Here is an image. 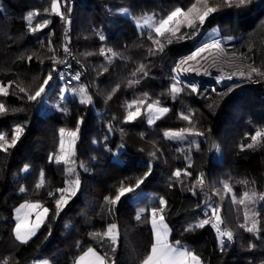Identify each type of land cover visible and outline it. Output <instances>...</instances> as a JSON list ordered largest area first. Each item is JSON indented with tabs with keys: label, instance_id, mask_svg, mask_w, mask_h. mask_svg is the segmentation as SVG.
<instances>
[{
	"label": "trees",
	"instance_id": "trees-1",
	"mask_svg": "<svg viewBox=\"0 0 264 264\" xmlns=\"http://www.w3.org/2000/svg\"><path fill=\"white\" fill-rule=\"evenodd\" d=\"M184 1L67 0L65 4V0H61V11L66 18L71 16L69 45L85 67L80 79L70 85L76 86V89L82 85L87 86L93 97V104L81 105L79 97H70L67 101H59L60 107L69 109L70 115L56 109L41 114L38 99L29 101L18 97L8 107L19 111L0 115V131L8 136L14 125H23L25 129L14 148L7 153L0 152V261L6 259L9 264H32L33 261L46 259L51 264H74L79 253L93 247L101 255L107 253L109 261L114 260L115 264H139L150 251L153 242L148 220L151 207L158 205V200L154 198L164 197L168 202L164 213L165 222L173 236L180 235L189 224L204 218V192L198 189L197 194L193 195L188 190L200 173L205 174V191L209 195H212V185L220 187L218 181H228L231 184L237 201L245 192L251 194L255 191L258 196L264 195V145L251 149L245 147L244 150L240 148L241 144L251 143L250 136L264 126V78L261 77L260 83L256 85L246 81L234 82L217 93L210 92L201 97H190V92L186 89L175 100L169 94L171 85L168 80L172 66L179 56L216 37L208 33L210 22L219 27V37L231 38L225 42L230 50L246 54L250 61L264 71V0H250L239 8L222 6L205 22L195 39L166 45L164 52L150 56L148 49L152 43L147 38L148 31L145 29L142 35L134 18L149 13L160 18L174 5L183 4ZM50 7V0H0L1 83L13 82L19 75L39 80L37 65L52 62L49 57L53 53L40 47L38 41L48 38L49 29L54 20L58 19L54 49L61 56L65 43L64 21L52 14ZM68 7L71 8L70 13L66 10ZM121 8L129 9L130 15L121 14ZM45 9L49 11L45 12ZM29 11L39 12V15L34 16L32 26L44 20H50L51 23L35 33L30 32L24 19ZM97 33H102L106 39L100 40ZM101 48H111L121 56L108 64L105 57L100 55ZM87 53L92 55H86ZM29 55H33L32 61L36 64L27 65ZM141 64L146 66L147 76H142L138 84L129 87L127 82L133 78L131 74ZM52 83L54 84L53 81ZM117 84L120 85L119 90L105 103L107 95ZM120 89H123L122 99L126 102L142 97L147 92L153 100L159 99L163 106L168 107L169 113L158 120V123L176 121L175 115L184 110L185 104L193 107L202 118V123L197 122V128L203 135L195 136V141L201 142L199 150L195 145H190L191 139L189 142H181L165 139L153 132L147 126L143 114L133 122H121L117 118L113 120L116 110L111 102ZM221 93L225 94L221 96ZM7 98L0 96V101L5 102ZM71 114L84 118L77 143L83 140L84 151L88 156L84 165L89 171L85 172L79 167V152L75 149L76 173L79 174L81 188L56 217L55 202L49 197V192L64 188L66 180L72 177L66 175L63 164L50 162L49 155L57 153L58 130L68 126ZM109 123L113 128L111 132L108 131ZM33 126L39 133L32 135V138L29 135ZM123 129L140 139L143 133V138L150 137L149 142H159L169 150L164 153L166 160L156 161L149 155V151L143 152L133 147L122 134ZM105 136L108 137L107 140L104 139ZM117 143H121L122 149L114 152L113 148ZM214 143L221 148L227 159L225 165L212 159ZM150 146L153 144H149ZM187 155L191 158L192 167L189 172L192 175L183 177L181 183L172 177V173L177 168L187 167ZM144 160L152 162L153 171L145 183L156 190V196L149 204H143L147 210L141 220L120 214L122 207L128 204V194L110 213L105 199L92 195L95 181L99 180L102 187L107 189L121 181L127 184L132 172L144 166ZM254 160H258L261 166L254 170L248 169L246 162ZM25 165L30 166L28 171H22ZM41 170L45 174V185L37 189ZM21 187L25 191L17 192ZM223 196L225 198L219 204L221 218L225 221L222 227L226 226L233 232L231 241L225 238L223 250L211 225L181 237L180 242L196 252L203 264H264V201L257 200L258 206L255 207L260 213L259 233H249L239 227L244 223L245 207L233 203L232 194ZM36 200L49 208L48 218L27 244H20L13 235V207L23 201ZM78 200L81 201V208L70 218L68 229L58 230V222ZM213 201L218 206L217 196H213ZM112 223L117 224L120 231L115 253L111 251L108 238L91 235L103 233L105 227ZM53 238L55 240L52 242Z\"/></svg>",
	"mask_w": 264,
	"mask_h": 264
},
{
	"label": "snow or ice",
	"instance_id": "snow-or-ice-1",
	"mask_svg": "<svg viewBox=\"0 0 264 264\" xmlns=\"http://www.w3.org/2000/svg\"><path fill=\"white\" fill-rule=\"evenodd\" d=\"M250 0H222L221 3H213L211 0H194L186 9L180 6L173 8L166 16H162L159 19H156L155 15H144L135 20L137 28L140 30L143 35L144 30L148 31V40L151 41L152 46L149 47L148 53L150 56L157 55L164 52L166 45L173 43H180L182 41L195 39L199 35L200 29L204 26L206 21H209V18L213 16L214 13L218 12L222 6L225 7H241L249 3ZM67 0H65V4ZM61 0H51L50 11L52 14L59 16L62 21L65 23V43L63 45V52L66 55H71V50L68 47L67 41V31L68 25L71 23L70 19L66 18L64 13L61 11ZM67 12H71V8H66ZM49 9H45V12H48ZM121 14L130 15L129 9L122 8L119 10ZM39 15L38 11H29L24 17L27 26L30 32H37L40 29L46 28L51 21L44 20L42 23L37 24L35 27L32 26L34 16ZM182 29H187L188 31H182ZM153 33L155 34L153 36ZM100 40H105V36L102 33H97ZM231 39V38H229ZM163 40V42H162ZM41 47L44 46L43 41H38ZM215 49L216 52H212ZM48 51L53 53L49 59L53 63V68L43 79V83L40 84L39 88L34 92V94L29 93V91L20 84H15V89L18 93H22L21 99L26 98L29 101H35L38 98H41L42 102L46 99L47 91L51 87L50 82L54 81L56 77L60 80H64L66 75L72 76L73 79L79 80L81 73L76 72L72 75L71 72H61L56 68V65L63 64L67 69H71V65L67 60H60L57 58L55 49L52 47L51 36L48 38ZM251 51V49H249ZM208 53V55H203ZM34 55V54H33ZM33 55L27 56V60L31 62ZM86 55H92V53H87ZM100 55L105 57V60L108 64H111L113 59L120 57L121 54L114 51L111 48H101ZM200 58L198 60L197 58ZM122 58V57H121ZM242 59H248L247 55L244 53L237 54L233 51L231 54L222 46V41L218 38H212L211 42H205L198 46L195 51H193L189 56L181 59L173 68L175 75L171 77L172 84L169 88V94L172 96V99L175 100L182 92H185L186 89H190V93H198L199 86L198 83L189 82L184 84L180 78V73H195L197 75L203 74L205 76H212V72L209 70L213 67L217 69V75L213 78L217 84L225 80H232L234 76L247 77L251 79L253 74L257 77L264 78V71L260 68L255 67L251 64L248 65L249 71L246 73L242 70V66L239 64V61ZM195 62V63H192ZM43 63V61H41ZM79 63V62H78ZM223 65H228L229 67H235L237 70L231 73H225ZM104 71H107V67L104 68ZM55 73V76H54ZM146 66L141 64L131 75L132 79L128 80V86L132 87L140 82L142 76H147ZM14 82L10 81L7 85L0 83V96L8 97L12 93L10 89L13 88ZM180 85H183L182 87ZM120 85L117 84L115 88L107 95L105 103L108 100H111L112 96L116 91L119 90ZM66 90H61L59 99L61 101H67L68 96L65 95ZM215 91V89H212ZM229 91H231V86H229ZM221 93L220 95H224ZM71 95L73 98L79 97V103L81 105H92L93 97L88 92L87 86H80L78 89H72ZM59 110L65 114L68 113L66 107H60ZM211 108L212 105H209ZM134 109V110H133ZM143 109V113H142ZM9 111L16 112L19 109L9 107L3 102L0 101V115H5ZM170 109L161 104L159 99L153 100L147 92L143 93L142 97L134 98L130 102H126L125 106V116L124 121L126 123L135 121L140 115L146 114L147 123L149 126L155 124L157 120L162 119L165 115L169 113ZM194 111L192 109L182 110L178 116L179 119L186 121L190 127L181 128L179 130H166L163 133L165 139H175V140H184L188 135L191 136H202L203 133L195 130L196 126L193 123ZM83 117L77 119V124L75 129H68L61 127L59 129V147L58 154L52 153L49 155V161L54 162L57 165L63 164L65 166V173L69 177H72L66 180V187L57 189L56 192H49V197L54 199L55 202V216L58 217L64 208L68 205L72 197H74L81 188V180L79 174L76 173V161L75 157V146L76 142L79 139L80 126L83 123ZM116 119L115 116L112 118ZM24 126L17 124L12 129L11 139H8V135L5 132L0 131V152L7 153L9 149L14 148L17 142L20 140L21 136L24 134ZM113 130L111 123L108 125V131ZM123 132V130H121ZM143 138V133H141ZM105 140L108 139L107 136L104 137ZM251 143L247 145L241 144V150H244L245 147L251 149L257 146L264 145V129H258L255 131L254 135L250 136ZM96 143V141H93ZM190 145H195L196 149L199 150V143L195 140L190 142ZM107 147V145H106ZM122 147V145H121ZM153 151L149 155L153 158H157V153L160 152V149L156 147L155 142H153ZM189 148V152H190ZM219 151L218 148H216ZM143 151V149H141ZM183 151V149H179ZM187 160V167L182 170L177 168L173 173L172 177L183 182V177L191 176V172L187 171V168L192 167V162L190 155L185 156ZM29 165H25L22 171H28ZM79 167L83 168L85 172L89 169L81 162ZM153 167L152 162H148L147 170L144 172L143 176L138 177L135 181V184H125L124 181H121L120 186L116 189V194L114 196H105V202L109 205V212L112 213L116 205H118L123 197L129 193H134L137 189L141 187L142 184L148 179L152 174ZM220 187L212 185L210 191L212 195H209L205 191L206 178L204 173H200L192 186L188 189L192 192L193 195L197 194L199 189L201 192H204L205 199L203 201V217L202 219H197L194 223L189 224L184 232H193L196 229L204 228L206 225H211L217 233L218 241L221 245V250H223L225 238L228 241L233 239V232L229 230L226 226L222 227L225 224V221L221 218L220 209L213 201V196H221L223 199L224 195L232 194L233 203H238L245 207L244 212V223L240 224L239 227L244 229L249 233H259L260 230V220H259V211L253 209H248V204H255L257 200L264 201V195H257L255 191H252L251 194L245 192L237 201L236 195L233 193L231 184L228 181H218ZM45 185V174L43 170L40 172L39 181L36 184V188H42ZM21 192H24L23 187L20 188ZM57 192L59 196L57 197ZM158 200V205L152 206L150 210V223L153 233V242L150 247L148 254L139 262V264H203L201 257L196 254L193 250L188 248L186 245H183L179 240L174 242L169 241V236L171 229H169L167 223L165 222V210L168 207V202L164 197L154 198ZM197 207H201L197 205ZM22 209H30L35 212V220L31 221L27 219V215L21 218ZM147 209L140 208L136 214V220L140 221ZM16 224L13 228V235L17 242L20 244H27L33 236L36 235L37 231L45 223L49 215V208L45 207L43 203L39 200L34 202H26L22 204L19 208L15 210ZM69 227V225H65ZM51 233H49L50 235ZM93 237H106L111 242V251L115 253L116 247L120 240V231L117 224L112 223L108 225L106 231L103 233H93ZM0 264H9L8 260L0 261ZM42 264H49L48 261H43ZM74 264H115V261H109L107 253L101 255L93 247H88L86 251H83L79 255Z\"/></svg>",
	"mask_w": 264,
	"mask_h": 264
},
{
	"label": "rangeland",
	"instance_id": "rangeland-1",
	"mask_svg": "<svg viewBox=\"0 0 264 264\" xmlns=\"http://www.w3.org/2000/svg\"><path fill=\"white\" fill-rule=\"evenodd\" d=\"M51 1V0H50ZM194 2V0H185L183 4H176L174 5L173 8H175L176 6H180V7H183V8H187L188 6H190V4ZM211 2L213 3H221L222 4V0H211ZM172 8V9H173ZM122 9V8H121ZM172 9L168 10V12H170ZM168 13H166L164 16H166ZM144 15H153V14H144ZM144 15H137L134 20L144 16ZM69 17H71L69 15ZM67 17V18H69ZM156 17V16H155ZM156 19H159V17H156ZM71 20V19H70ZM58 22H59V19L58 20H54L53 22V25L54 26V29L51 31V40H52V47L55 48V43H56V30L57 29V26H58ZM39 23H42V21L38 22L37 24ZM37 24H35L33 27H35ZM209 27H210V30L208 31V33L213 36H216L214 38H218L222 41V46L224 48H226L227 51H229L231 54L234 50H230L227 46V42L230 41L228 38H221L219 37L220 36V29L217 25L213 24L212 22H210L209 24ZM55 31V33H54ZM68 32V31H67ZM64 33H65V28H64ZM69 33V32H68ZM67 33V34H68ZM50 34V32H49ZM226 42V43H225ZM68 47L73 51V49L70 47V45L68 44ZM44 50H48V45L46 46V48H43ZM74 52V51H73ZM237 54H239L237 51H235ZM57 58L59 59L60 58V53L59 55H57ZM248 60V59H247ZM243 65H242V68L244 67V65L246 64L244 61L245 60H240ZM253 63V62H252ZM51 64V67L53 68V63L50 62ZM49 64V65H50ZM176 62L173 64L172 66V69L174 68ZM254 64V63H253ZM255 65V64H254ZM248 66V65H247ZM50 67V66H49ZM48 68L47 71H50ZM57 68V67H56ZM259 68V67H258ZM45 69H43L41 72H42V75L41 77L39 78V80H32V79H29V78H26V77H23L21 75L17 76L15 80H13L14 84H13V88L10 89V92L12 93L8 98L7 100L5 101V104L8 106L10 104L11 101H13L14 99L18 98L19 95L23 96L22 93H18L17 90L15 89V84H20L21 82L22 83V86H24L28 91L29 93H32L34 94V92L39 88L40 84L43 83V79L47 76L46 72H45ZM172 71V70H171ZM40 73V72H39ZM174 72L172 71L171 72V76L168 77V80L170 82V85L172 84V79L171 77L173 75H175V73L173 74ZM46 74V75H45ZM40 75V74H39ZM54 76H55V73H54ZM56 79V78H55ZM54 79V84L52 82H50L51 84V87L49 89H46L47 91V96H46V99L42 102L41 98H38V109H39V112L41 114H45V113H48L51 109H56V110H59V107H57L58 105L60 106L59 104V101L61 102V100L59 99V95H60V92L61 90H66L65 91V95L68 96V98L70 97H73L71 95V90L72 89H76V86L74 87L73 85H69V86H66L64 84H61V83H58L57 81H55ZM57 80V79H56ZM182 80V79H181ZM184 82V84L187 83V81L185 80H182ZM1 83V82H0ZM5 85H7L8 83H4ZM181 87L183 85H180ZM189 92H190V89H188ZM190 97L193 98L194 97H198L192 93H190L189 95ZM123 97V89H120L119 91V94L113 99V101L111 102V106L115 107V110H116V114H115V117L120 120L121 122H124V116L126 114L125 112V106H126V101H124L122 99ZM204 99V98H203ZM185 109H193V107L189 106V104H185L184 105V110ZM134 110V109H133ZM182 111V110H181ZM181 111H178L177 112V115L176 116V121L170 123V122H159L158 123V120L155 122V124L149 126L148 123H147V116L146 114H143L144 118H145V121H146V124L147 126H149L153 132H156L157 134H160L161 136H163V133L164 131L166 130H179L181 128H188L186 126H189L190 125L186 122V121H183L181 119H179V116L178 114L181 112ZM142 113H143V109H142ZM68 115H70L69 113V109H68ZM166 116V115H165ZM170 116V115H169ZM80 116H77V115H74V114H71V118H70V121H69V124L68 126L64 127V128H68V129H75L76 127V124H77V119L79 118ZM170 118V117H169ZM193 123L195 124L196 126V129L195 130H198L199 129L197 128V126H199V123H202V118L200 116V114H198L196 111H194V115H193ZM170 120V119H168ZM167 120V121H168ZM199 122V123H197ZM243 124V123H241ZM15 126V125H14ZM13 126V127H14ZM13 129V128H12ZM260 129H264V126H262ZM39 131L37 130L36 127L33 126L32 128V132L30 133L29 137H32V135H38ZM58 134H59V130H58ZM122 134L125 135L126 137V140L129 142V144H131L133 147H136L138 149H143V152H152L154 149H153V146H150L149 147V144H153V142H155V145L157 148L160 149V152L157 153V158H154V160L156 161H159L161 162L163 159L166 160V157H165V151H169L168 149L166 148H163L161 146V144L158 142L156 143V140H153L151 142H149V139L150 137H145V138H138L137 136H135L134 134H131V133H128V131H126L125 129H123V132ZM255 134V133H254ZM253 134V135H254ZM11 135H12V131H11V134L8 136V139L10 140L11 139ZM191 135H188L186 137V139L184 140H180L181 142H189L190 139L193 141L195 140V136L193 138H190ZM33 138V137H32ZM59 140H60V136H59ZM59 140H58V147H59ZM198 143H199V146L201 144V142L198 140ZM77 142H76V147L75 149H77V151L79 152L78 156H79V163H83L87 161V158L88 156L86 155L85 151H84V145H83V140L80 141V143L78 144L77 146ZM151 148V149H150ZM216 148L219 149V151L216 150ZM119 149H122L121 147V143H117L113 150L114 152H117ZM57 154H58V151H57ZM211 157L213 160L217 161L218 163H221V164H226L228 161L226 158H224L223 154H222V150L221 148L216 144L214 143L212 145V151H211ZM144 165L141 169L139 170H136V171H133L132 172V175H131V179L129 180L128 183H131V184H135V181L138 177H141L143 176L144 172L147 170V166H148V161L144 160L143 161V164ZM243 165H245L243 163ZM246 166L248 169H258L261 164L258 160H254V161H250V162H246ZM185 169V168H184ZM182 169V170H184ZM187 171H189V168H187ZM127 183V184H128ZM120 186V184H115L113 187L107 189L105 187H102V183L99 181V180H96V184H95V187L93 188L94 189V192L92 191V195L97 197V198H100L102 199L104 196H114L116 194V189ZM66 187V184L65 186ZM17 192H20V189L17 190ZM224 195V194H223ZM156 196V190L151 188L149 183H144L141 185V187L139 189H137L134 193H129L127 195V202L128 204L127 205H124V207H122V209L120 210V214L124 215V216H127L128 213H130L129 211L131 210H137L136 206H139L138 209L140 208H144V205H147L149 204V202H151V200ZM218 198V207H219V204H220V200H223L225 198V196H223V199H221V197L217 196ZM34 202V201H33ZM144 204V205H143ZM252 206H254V209L255 207L258 206V203L256 202L255 204H251L250 206H248V209H253ZM19 208V207H18ZM81 208V201H77V202H74L69 208L68 210L65 212V217L63 219H60V221L58 222L59 225H58V230L60 231H65L68 229V227H65V225H69V220L70 218L73 217L74 213L77 212L79 209ZM129 208H132V209H129ZM17 209V208H16ZM15 209V210H16ZM127 211H126V210ZM220 209V207H219ZM15 210L12 211L13 212V221H14V227H15V224H16V219H15V216H16V213H15ZM246 210V209H245ZM25 215H27V219L28 220H31V221H34L35 220V212H33L32 210L30 209H27V211L25 212L24 210L21 211V218L23 220V218L25 217ZM150 216V214H149ZM108 225L105 227V231L107 229ZM197 230V229H196ZM214 230V229H213ZM184 232H182L183 234ZM193 234V233H191ZM190 234V235H191ZM218 239V238H217ZM55 240V238L52 239V242ZM95 249V248H94ZM96 250V249H95Z\"/></svg>",
	"mask_w": 264,
	"mask_h": 264
},
{
	"label": "built area",
	"instance_id": "built-area-1",
	"mask_svg": "<svg viewBox=\"0 0 264 264\" xmlns=\"http://www.w3.org/2000/svg\"><path fill=\"white\" fill-rule=\"evenodd\" d=\"M68 19H71L70 17ZM64 28H65V23H64ZM70 31V24L68 25V32ZM67 32V33H68ZM206 42H211V40L206 41ZM205 43V42H204ZM200 46V45H198ZM197 46V47H198ZM195 47L193 50H191L190 52L180 56L177 61L176 64L184 57L187 55H190L193 51H195V49L197 48ZM226 49V48H225ZM71 50V49H70ZM229 52V51H228ZM230 53V52H229ZM60 60H67V62L71 65V69H67L65 67V65L63 64H58L57 69L61 72H71L72 75H74L76 72H82L85 70L84 64L81 62V60L78 58V56L71 50V55H66L63 52V46L61 49V56H60ZM245 60L244 62L246 63L244 65V67L242 68L243 71H245L246 73L249 71V68L247 65L251 64L255 67H257L256 65H254L252 63V61H250L249 59H243ZM79 62V63H78ZM175 64V65H176ZM239 64L242 66L243 63L241 61H239ZM224 67V72L225 73H231L233 71H236L237 69L235 67H229L228 65H223ZM175 67V66H174ZM212 72V76H205L203 74L197 75L195 73H180V78L182 80L187 81V83L192 82V83H198L199 86V92L198 93H193L194 95L201 97L204 96L207 93H217L219 92L222 88H224L227 85H230L234 82H238V81H246L250 84L256 85L259 84L261 81V77H257L255 74H253V77L251 79H248L247 77H240V76H234L232 80H225L223 82H221L220 84H217L216 81L214 80V76L217 75V69L213 68L211 70ZM174 74V73H173ZM56 81L58 83L64 84V85H70L72 83H74L75 81H78L76 79H73L72 76L66 75L64 80H60L58 77H56ZM186 83V84H187ZM212 89H215V91H212ZM215 230V229H214Z\"/></svg>",
	"mask_w": 264,
	"mask_h": 264
},
{
	"label": "crops",
	"instance_id": "crops-1",
	"mask_svg": "<svg viewBox=\"0 0 264 264\" xmlns=\"http://www.w3.org/2000/svg\"><path fill=\"white\" fill-rule=\"evenodd\" d=\"M43 22V21H42ZM54 29V26H52L50 29H49V32H50V34L49 35H51V31ZM56 30V29H55ZM54 33H55V31H54ZM49 35H48V38H49ZM56 35V34H55ZM48 38H46V39H44V40H42L43 42H44V46L42 47V48H46V46L48 45ZM40 46V45H39ZM41 47V46H40ZM34 64H36L35 62H33L32 60H31V62H29L28 60H27V65L28 66H31V65H34ZM50 64V63H49ZM49 64H45V65H43V64H38L37 66H38V68H39V72H40V77H41V75H42V70L43 69H45V67H46V69L48 70V68L47 67H49L50 69L49 70H52V67H51V64L49 65ZM45 69V72H46V74H48V72L49 71H47ZM45 74V75H46ZM17 79V78H16ZM4 84V83H3ZM10 96V95H9ZM8 96V97H9ZM18 97H21V95H19ZM5 103V102H4ZM95 184H96V181H95V183H94V187H95ZM93 187V188H94ZM93 192H94V189L92 190ZM103 198H105V196L103 197ZM26 202H33V201H23V202H20L19 204H17L16 206H14L13 207V211L16 209V208H18V207H20L22 204H25ZM138 207L139 206H136V208H137V210H131V211H129L130 213H128L127 214V216H129V217H132V218H136V214H137V211L139 210L138 209ZM129 209H132V208H129ZM27 211V209H22V211ZM126 210V209H125ZM33 211V210H32ZM127 211V210H126ZM34 212V211H33ZM12 215H13V212H12ZM149 223H150V216H149ZM150 225H151V223H150ZM14 228V227H13ZM170 229V228H169ZM194 232V231H193ZM193 232H184L183 234L181 233L180 235H178V236H173L172 235V233H170V236H169V241L170 242H174V241H176V240H179V241H181L180 240V238L181 237H185V236H187V235H190L191 233H193ZM152 237H153V233H152ZM184 245V244H183ZM87 249H85L84 251H86ZM97 251V250H96ZM83 252V251H82ZM82 252L81 253H79L77 256H76V258L79 256V255H81L82 254ZM98 252V251H97ZM75 258V259H76ZM43 261H47L46 259H40V260H36V261H33L32 262V264H42V262ZM75 261V260H74ZM49 262V261H48ZM49 264H51L50 262H49ZM230 264H233V263H230Z\"/></svg>",
	"mask_w": 264,
	"mask_h": 264
},
{
	"label": "bare ground",
	"instance_id": "bare-ground-1",
	"mask_svg": "<svg viewBox=\"0 0 264 264\" xmlns=\"http://www.w3.org/2000/svg\"><path fill=\"white\" fill-rule=\"evenodd\" d=\"M212 52H214V53H215V52H216V50H215V49H213V50H212ZM203 55H208V53H204ZM187 56H189V55H187ZM187 56H184L183 58H185V57H187ZM183 58H182V59H183ZM197 59H198V60H200V58H199V57H198ZM192 63H195V62H192ZM223 67H224V66H223ZM213 68H216V67H213ZM213 68H211V69H209V70L211 71Z\"/></svg>",
	"mask_w": 264,
	"mask_h": 264
},
{
	"label": "clouds",
	"instance_id": "clouds-1",
	"mask_svg": "<svg viewBox=\"0 0 264 264\" xmlns=\"http://www.w3.org/2000/svg\"><path fill=\"white\" fill-rule=\"evenodd\" d=\"M67 35H68V34H67ZM208 41H209V40H208ZM192 50H193V49H192ZM189 52H190V51H189ZM187 53H188V52H187ZM184 54H186V53H184ZM184 54H182V55H184ZM182 55H181V56H182ZM179 57H180V56H179ZM176 61H177V60H176ZM56 66H57V65H56ZM172 71H173V69H172Z\"/></svg>",
	"mask_w": 264,
	"mask_h": 264
},
{
	"label": "water",
	"instance_id": "water-1",
	"mask_svg": "<svg viewBox=\"0 0 264 264\" xmlns=\"http://www.w3.org/2000/svg\"><path fill=\"white\" fill-rule=\"evenodd\" d=\"M67 41H68V44H69V35H67Z\"/></svg>",
	"mask_w": 264,
	"mask_h": 264
}]
</instances>
